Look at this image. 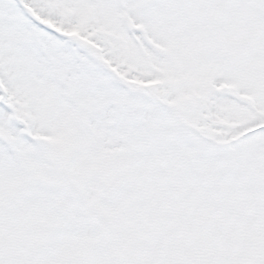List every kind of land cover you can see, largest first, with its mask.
I'll return each mask as SVG.
<instances>
[{
	"label": "snow or ice",
	"instance_id": "1",
	"mask_svg": "<svg viewBox=\"0 0 264 264\" xmlns=\"http://www.w3.org/2000/svg\"><path fill=\"white\" fill-rule=\"evenodd\" d=\"M0 264H264V0H0Z\"/></svg>",
	"mask_w": 264,
	"mask_h": 264
}]
</instances>
